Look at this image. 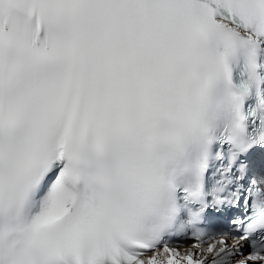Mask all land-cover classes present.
Instances as JSON below:
<instances>
[{
	"label": "snow or ice",
	"instance_id": "snow-or-ice-1",
	"mask_svg": "<svg viewBox=\"0 0 264 264\" xmlns=\"http://www.w3.org/2000/svg\"><path fill=\"white\" fill-rule=\"evenodd\" d=\"M0 264H264V0H0Z\"/></svg>",
	"mask_w": 264,
	"mask_h": 264
},
{
	"label": "bare ground",
	"instance_id": "bare-ground-1",
	"mask_svg": "<svg viewBox=\"0 0 264 264\" xmlns=\"http://www.w3.org/2000/svg\"><path fill=\"white\" fill-rule=\"evenodd\" d=\"M190 243V242H189Z\"/></svg>",
	"mask_w": 264,
	"mask_h": 264
}]
</instances>
